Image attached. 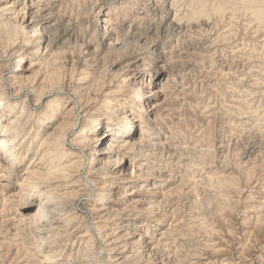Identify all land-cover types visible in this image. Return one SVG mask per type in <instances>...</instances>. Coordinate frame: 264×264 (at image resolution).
<instances>
[{
	"label": "bare ground",
	"instance_id": "6f19581e",
	"mask_svg": "<svg viewBox=\"0 0 264 264\" xmlns=\"http://www.w3.org/2000/svg\"><path fill=\"white\" fill-rule=\"evenodd\" d=\"M240 16L264 37V0H0V264H264Z\"/></svg>",
	"mask_w": 264,
	"mask_h": 264
},
{
	"label": "rangeland",
	"instance_id": "374dc122",
	"mask_svg": "<svg viewBox=\"0 0 264 264\" xmlns=\"http://www.w3.org/2000/svg\"><path fill=\"white\" fill-rule=\"evenodd\" d=\"M228 21L229 20H226L225 19V21L223 20V22H221L222 24H220V26H221V29L222 28H224L225 30L227 29V23H228ZM215 22V21H214ZM237 22H238V26L236 27V33H238V35H237V39H238V43H240V45H242V46H240V48L239 49H241L240 51H241V53H243V56H241L242 54H239V56H241L242 58H239V64L237 65V68H236V70L237 71H239V74H241V73H243L244 71H250V70H261V68H264L263 66H264V63L260 60V59H257V58H252V59H250V55H251V53H254L255 54V52H254V49L256 48L257 49V47H255V46H258V41H257V39H254V38H257L258 37V40L259 41H261L262 39L261 38H264L263 37V35H261V34H258V35H256V29L254 28V25L252 24V26H251V24H248V23H246V21H245V17H243V16H240L239 17V19L237 20ZM226 24V25H225ZM243 25H247V26H243ZM244 28V29H243ZM249 28H251V29H249ZM215 33V32H214ZM219 34H217V36H218ZM245 35V36H244ZM255 35H256V37H255ZM216 37V36H215ZM250 38V39H249ZM246 39V40H245ZM250 42H252V43H250ZM242 43V44H241ZM244 43V44H243ZM245 45V46H244ZM250 45V46H249ZM253 48V49H252ZM242 49H243V52H242ZM258 51V50H257ZM256 51V52H257ZM247 54V55H246ZM244 55H246L245 57H244ZM248 56V57H247ZM217 57V59L219 60V58H218V56H216ZM246 58L248 59V61H246ZM249 59H250V61H249ZM257 59V60H256ZM259 60L261 61V63L259 62ZM245 61V62H244ZM252 61V62H251ZM219 62V61H218ZM249 64H248V63ZM257 62V63H256ZM220 63V62H219ZM253 67V68H252ZM241 70H243V72L241 71ZM197 76H195V78H196ZM254 77H247L246 78V82H248L247 80H249V81H251V80H254L253 79ZM200 79H201V81L203 80V82L205 83L204 85L206 86V85H208L209 86V84H210V86H213V85H215V84H217L216 83V81L214 80V77H210V78H203V77H199L198 76V81H200ZM210 79V80H209ZM207 80V81H206ZM209 81V82H208ZM214 83V84H213ZM213 84V85H212ZM254 97L255 96H253L252 97V99H254ZM258 99V98H257ZM255 101V100H254ZM212 102V101H211ZM262 109H264V108H262ZM251 139H254L253 137H250V138H247L246 140H244L243 142H240V144L241 145H239L240 146V149L241 150H239V151H242L245 147H248V145H249V143L251 144ZM248 141V142H247ZM246 142V143H245ZM243 143V144H242ZM248 144V145H247ZM247 145V146H246ZM242 147V148H241ZM197 160H199V159H197ZM198 162V161H197ZM196 162V163H197ZM16 180V179H15ZM15 180H14V182H15ZM201 200V199H200ZM204 200V199H203ZM203 202V204L205 203V201H202ZM202 204V205H203Z\"/></svg>",
	"mask_w": 264,
	"mask_h": 264
}]
</instances>
